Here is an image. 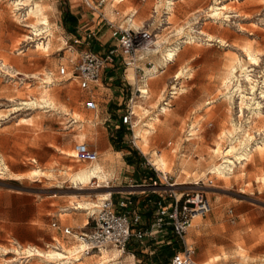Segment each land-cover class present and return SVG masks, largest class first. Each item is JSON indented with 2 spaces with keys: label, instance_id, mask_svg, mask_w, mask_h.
I'll return each instance as SVG.
<instances>
[{
  "label": "rangeland",
  "instance_id": "obj_1",
  "mask_svg": "<svg viewBox=\"0 0 264 264\" xmlns=\"http://www.w3.org/2000/svg\"><path fill=\"white\" fill-rule=\"evenodd\" d=\"M19 1L0 0V264H169L179 247L170 232L158 233L155 239L147 238L142 243L131 240L124 250L108 246L104 247L105 254H80L85 257L83 262L49 257L56 247L66 248V255L72 256L69 249L81 243L64 235L62 227L54 228L53 222L70 226L76 233L90 231L93 220L89 215L97 210L100 199L109 195L104 192H131L125 194L133 199L131 211L145 215L147 224L152 222L157 192L144 194L143 188L136 186L107 190L106 182H93L81 189L82 185L72 179L80 169L100 165L77 160L76 144L85 142L99 150L107 141L106 129L111 134L110 127L121 123L129 104L137 106L133 108L134 129L114 130L116 138L109 134L121 151L130 147L138 151L133 172L127 173L138 181H123L122 185L143 184L146 176V184L152 182L149 177L154 178L155 172L148 168L146 154L156 167L168 172L171 181L179 182L175 187L178 193L200 190L212 205L208 214L194 220L186 237L199 263L217 255L223 257L219 261L246 262L240 258L246 251L248 263L264 264V151L256 152L245 167H240L239 155H233L238 165L231 177L212 172L223 162L232 139L230 134L221 138L224 131L237 127V137L244 128L249 129L254 136L249 139L250 145L264 146V119L256 123L251 118L254 108L264 112V0H176L168 9L170 25L158 30L157 46L152 48L157 51H151L139 63L142 70L136 75L138 83L124 86L123 94L113 90V99L122 102L120 106L114 100L108 102L105 84L85 90L60 74L61 66L71 68L82 51L107 53L116 48L114 39L102 47L95 37L75 42L74 36L84 34V27L95 28L100 20H94L97 14L83 0H32L28 6L15 5ZM119 1L108 0L102 8L118 24H123L126 14L134 9L138 14L133 23L139 26L153 19L155 6L157 20L167 9V0ZM35 3L40 6L37 16L32 11ZM223 5L227 8L222 10V17L212 16L213 7ZM71 9L78 16L76 27L64 23ZM41 43L46 47L49 44V49ZM172 52L175 54L170 55ZM117 66L125 69L119 60ZM233 66L238 67L231 76L234 89L230 99L224 82ZM129 71L136 74L134 68ZM118 81L124 83L121 78ZM109 83L114 86L115 81ZM238 84L241 91H234ZM139 85L147 96L139 95ZM170 91H177L172 107L164 105ZM43 93H47L50 104H40ZM91 95L99 103L97 111L85 106ZM242 95L247 103L243 116ZM34 100L37 105L21 104ZM14 105L22 109L14 111ZM113 108L121 111L112 113ZM108 114L115 120L106 121ZM192 126L194 135L188 136ZM138 130L147 137V143L135 140ZM217 142L224 151L221 156L212 151ZM121 155L117 154V164L123 161ZM161 157L166 161L165 168L158 163ZM121 195L113 194L115 203ZM88 218L89 224L82 228ZM163 245L173 249L166 263L161 261Z\"/></svg>",
  "mask_w": 264,
  "mask_h": 264
},
{
  "label": "built area",
  "instance_id": "obj_2",
  "mask_svg": "<svg viewBox=\"0 0 264 264\" xmlns=\"http://www.w3.org/2000/svg\"><path fill=\"white\" fill-rule=\"evenodd\" d=\"M108 0H83L84 5L98 15L111 29V36L116 40V48L109 50L107 53L96 51H82L77 62L73 63L71 68L61 66L60 74L69 76V79L78 81L80 88L89 90L91 86L97 83L104 71L110 66L122 64L125 69L134 68L136 73L142 68L139 63L147 59L156 43L158 30L164 25H170L169 8H172L176 0H167L166 11L158 16V9L155 6L152 18L139 27H133V18L135 12L126 15L123 24H118L109 19L103 12L102 8ZM116 15H120L119 10H115ZM90 33L88 37L90 38ZM76 43H83L81 37L75 38ZM143 78V77H142ZM139 95L142 96L140 89H137ZM177 91H170L169 98L164 100V105H168L169 101L174 97ZM134 101V94L130 97V103ZM86 107L91 110H97L98 104L94 99L86 101ZM136 117L133 105H127V110L121 118L127 129H134ZM188 136L191 132L187 133ZM75 158L79 161L94 163L98 160L99 154L96 150L89 148L88 144L81 142L75 146ZM149 169L155 172V176L150 177L152 182L146 184L135 185L141 187L147 192H157L158 198L155 200V208L153 210V220L147 224L143 220L141 212L131 211L133 199L131 195L119 199L114 202L113 196L109 195L101 199L96 206L97 210L91 213L93 220V228L88 232L76 233L70 226H63L62 231L66 236H73L80 241L84 248L81 255H91L95 251H100L104 247L115 246L124 250L128 247L131 240L143 242L145 239H155L156 235L161 232H170L173 238L179 242L178 249L172 255L169 264H201L196 260V250L188 242L187 233L191 227L195 216H205L208 214L212 205L208 197L200 190L182 191L180 196L174 185L176 182L171 181L172 177H168L167 173L161 171L156 165L143 153ZM133 186V187H135ZM145 188V189H144ZM148 196V195H147ZM53 227L60 229L61 226L57 222H53ZM164 241V240H163ZM156 243V242H154ZM171 241L167 240V244ZM216 264H260L238 262L233 260L219 261Z\"/></svg>",
  "mask_w": 264,
  "mask_h": 264
},
{
  "label": "bare ground",
  "instance_id": "obj_3",
  "mask_svg": "<svg viewBox=\"0 0 264 264\" xmlns=\"http://www.w3.org/2000/svg\"><path fill=\"white\" fill-rule=\"evenodd\" d=\"M31 1L32 0H20L19 2H17V3H15V5H24V6H28L30 3H31ZM227 8V6L226 5H223V7H219V6H217L216 8L215 7H213V13H212V16H214V17H216V18H220V17H222L221 15L222 14H224L225 12H222V10L223 9H226ZM32 11H33V13L37 16L38 15V13L40 12V6H39V4L38 3H35V8L33 7L32 8ZM234 12H238V11H234ZM33 14V15H34ZM238 14V13H237ZM231 15H226V17L228 18V17H230ZM45 19V18H44ZM48 20V19H47ZM46 20V22H42V24H46L48 21ZM41 22V21H40ZM133 27H139V26H135L134 25V23H133ZM45 31V30H44ZM47 31V30H46ZM35 32H37V31H35ZM41 32V31H40ZM38 33V34H42L43 33V31L41 32V33ZM158 37V36H157ZM157 40L155 41V43H156V45L155 46H157ZM49 43V42H48ZM41 45H42V47L43 48H46V49H49V44H48V47H46V44H42L41 43ZM178 48V47H177ZM176 49V48H175ZM175 49H172V50H175ZM253 49V48H252ZM245 50H247L248 51V47H245ZM154 52H156L155 51V49L153 50ZM250 52V51H249ZM170 55H173V54H175V52H172V53H169ZM250 56H252V53H250L249 54ZM255 56V55H254ZM250 58V57H249ZM166 60H167V58H166ZM242 63V62H241ZM238 67V66H237ZM237 67L236 66H233L232 67V69H231V71H230V77H228L227 78V80L224 82V88L228 91V98H232V96L233 95H231L232 93H233V91H231V89H234V86L232 85V78H231V76H235V72H236V70H237ZM159 69L158 68H154V71L157 73H159V71H158ZM182 73H183V70H181L180 72H179V74L177 75V78H179L180 77V75H182ZM17 74H20L19 72L17 73ZM227 76H228V74H227ZM250 80V79H249ZM138 83V78L136 77V83L135 84H137ZM143 87V85H139V89H140V91H142L141 90V88ZM234 91H241V86L238 84V85H236V89L234 90ZM142 95H145L146 96V92L144 91V93H142ZM53 98V97H52ZM12 99V98H11ZM242 100H241V103H240V112H241V116H243L244 115V109H245V105L247 104L246 102H245V100H246V98H245V95H242V98H241ZM54 101V100H53ZM39 102H40V104H42V103H45V104H50V102H49V100H48V98H47V93H43L42 95H41V97H40V99H39ZM21 104H33V105H37V101L36 100H34V101H32V102H30V103H28V102H22ZM56 104V103H55ZM135 106H136V104H134L133 105V108H135ZM137 107V106H136ZM12 109L14 110V111H19L20 109H22V108H20V105H14L13 107H12ZM29 109V108H28ZM163 111H166V108L164 107L163 108ZM1 114V113H0ZM251 118H253L254 119V122H258V121H261V120H263L264 119V112H262V111H260V110H257L256 108H254L253 110H252V116H251ZM238 129L239 128H237V127H234L231 131H228V132H226V131H224V133H223V135L221 136V138L222 137H225V136H227L228 134H230V135H232V139H231V141H230V144H229V146H228V149L226 150V152H225V156H224V160H223V162H221L220 164H219V166H216L214 169V171H212L214 174H217V176L219 175V176H222V177H231L232 176V174H234V168L238 165L237 164V160H236V158H233V155H239V158L242 160V162H240L239 164L241 165L240 167H245V165L249 162V161H251V160H253V158H254V155H255V153L257 152H260L261 154H263V151H264V146L263 145H260V144H257V145H255V146H251L250 145V143H249V139H251V138H253L254 136L249 132V129H243V134H241L240 136H237L236 137V135H235V132H237L238 131ZM192 130H194L193 129V127H191V129H190V132L192 133L191 135H194L193 134V132H192ZM148 132H150V130H148ZM84 135V134H83ZM85 136V135H84ZM134 138H135V140L137 141V140H142V141H145L146 143H147V141H149L148 139H147V137H144L143 135H142V132H141V130H138L137 131V133H136V135H134ZM135 141V142H136ZM221 143H222V141H221ZM137 144V143H136ZM240 149H243V151H241V152H239V150ZM212 151L217 155V156H221L223 153H224V151L222 152L221 151V148H220V142H217L216 143V145L214 146V148L212 149ZM75 154H76V152H75ZM244 161V162H243ZM157 162V161H156ZM94 163H96V162H94ZM158 163H159V165L160 166H162V168H165L166 167V161H165V159L163 158V157H161L160 159H159V161H158ZM154 164H155V162H154ZM156 165V164H155ZM157 168L158 169H160L158 166H157ZM161 171H163L162 169H160ZM104 169H103V167L102 166H100V165H96L94 168H91V169H87V168H84V169H80L79 171H77L76 173H75V175L73 176V181L76 183V184H80V185H82V187H81V189H83L84 187H87V186H89L91 183H93V182H103L104 181ZM164 172V171H163ZM165 173H168V172H165ZM261 179L264 181V176H262L261 177ZM179 184V182H177V183H175L174 185H178ZM196 184H198V183H196ZM106 185H108V183L106 184ZM108 190V189H107ZM179 194V196L181 195L180 193H178ZM110 195V194H109ZM109 195L108 196H106V197H109ZM106 197H104V198H106ZM104 198H102V199H104ZM101 200V199H100ZM98 205V204H97ZM96 205V206H97ZM87 206V205H86ZM77 208H82L81 206H79V207H77ZM200 217H202V216H200V215H197V216H195V218L193 219V221H192V224H191V227H192V225H193V222H194V220H196L197 218H200ZM190 227V228H191ZM83 248H84V245L82 244V243H80L79 245H73L72 247H71V249H69V253H71V254H73L72 256H67L66 255V253H65V250H63V249H66V248H64L63 247V249L62 250H60L59 248H55V249H53V250H50V252H49V257L51 258V259H54V260H58V259H63V258H68V259H74V260H78V261H82L83 262V260H84V258H82L81 256H80V254H81V251L83 250ZM241 248V247H240ZM31 251V250H30ZM107 250H106V248H102L99 252L100 253H104L105 254V252H106ZM32 252V251H31ZM245 253H246V251H245ZM242 253L241 252V254H240V258L241 259H243L244 261H246V262H248V253ZM38 254H40V253H38ZM92 254H94V253H92ZM91 254V255H92ZM91 255H89V256H91ZM89 256H87V257H89ZM97 256V255H96ZM223 257L222 256H220V255H217V256H215L214 258H213V260H211V261H205V262H202L201 264H215L216 262H218L219 260H221ZM67 263H68V261H67Z\"/></svg>",
  "mask_w": 264,
  "mask_h": 264
},
{
  "label": "crops",
  "instance_id": "obj_4",
  "mask_svg": "<svg viewBox=\"0 0 264 264\" xmlns=\"http://www.w3.org/2000/svg\"><path fill=\"white\" fill-rule=\"evenodd\" d=\"M122 1H124V0H120L119 3L122 2ZM67 12H69L71 15H75L74 11L72 9L70 11H67ZM131 12H135V16L138 14V10L137 9H134V10L130 11L128 14H130ZM75 16L77 17V24H78V16L77 15H75ZM97 18H99L98 15H96L94 20L96 21ZM68 23H66V25ZM76 25H73V26L76 27ZM134 25L135 26H139L136 22L134 23ZM94 26H95V28H93V29H92V27H84V34L77 35V36H74V37L75 38L76 37H81L82 40L84 41V40H87V38H89L88 35L91 33L92 34L91 37H95L97 40H99L101 42L99 44L101 47L109 45V44H112L113 38L111 36V29L108 27V25L101 18ZM90 29H91V31H89ZM158 36H159V34H158ZM156 50L157 49H155V51ZM117 65L118 64H116V67L112 66V67L107 68L104 71L101 79L97 83L93 84L91 86V89H89V90H93L94 87L100 86V84H102V85L105 84L106 86H104V89H105L104 92H105V95L108 97V102L110 100H114L113 99V90H116V89L120 90V92L123 94L124 86L133 87L134 84L136 83V75H137V73L135 74L134 72H130L129 69H122V67L117 66ZM119 78H121L122 82H124V83L119 84V81H118ZM151 78H154V77H151ZM73 80L77 81L75 79H73ZM109 81H115V83H118V84L116 85L115 83H113L114 86H111ZM144 86H148V85L146 84ZM147 95H148V93L146 92V96ZM173 98L169 101L168 105H166V106L172 107L171 101L173 100ZM88 99H94L97 102L98 108H99V103H98V101H97V99H96V97L94 95H91L90 97L87 98V100ZM117 99H120V98H117ZM113 102H114V104H117V106H120L122 104V102L117 103V101H115V100ZM85 106H86V104H85ZM97 110H95V111H97ZM111 111H112V113H119L121 111V109L113 108ZM105 120L106 121L107 120L114 121L115 118L112 119L111 118V114H108V117H106ZM108 126H110V125L108 124ZM120 127H121V123L117 124V125H114V127H110L111 128V134L109 132H107V129H106L107 141H105L102 144V146L100 147L99 150L94 149L99 154V158H98V160L96 162H97V164H100V166H102L103 169H104V172H103L104 173V181L103 182L108 183V185H104V187H106L108 190L116 189V188H122V187L123 188H125V187L126 188L133 187L135 185H133L132 183L128 184V185H122V182L123 181H126V182H128V181H130V182L138 181V180L134 179L131 175L127 174V173H132L133 172V170L131 168H133V166H135V164L130 165V164L127 163V161L125 159L126 156H131L133 154L132 150L134 148L130 147L129 149H126V152H123L121 150H117V149L114 148V144L112 143V141H111V139L109 137V134H110V136L114 135V130H119ZM193 129H194V127H193ZM118 132H120V131H118ZM120 153H122L121 158H122L123 161H122V163L117 164L116 163L117 154H120ZM123 155H124V157H123ZM138 179H141V178H138ZM146 179H148L147 176L145 177L144 180H146ZM110 183H112V185H110ZM104 193L105 194H110L112 196H113V194L121 193L122 195L120 196V198L125 197L126 196L125 194H131V192H128V191H118V190L108 191V192H104ZM156 198H158V196ZM154 208H155V205H154ZM153 210L151 211V213H153ZM143 216H145V215H143ZM152 217H153V215H152ZM89 218H91L90 215H89ZM89 218H88V221L83 226H81L82 228H85L86 225L89 224ZM61 227H63V226H61ZM157 243L158 242L153 243V245H155Z\"/></svg>",
  "mask_w": 264,
  "mask_h": 264
},
{
  "label": "trees",
  "instance_id": "obj_5",
  "mask_svg": "<svg viewBox=\"0 0 264 264\" xmlns=\"http://www.w3.org/2000/svg\"><path fill=\"white\" fill-rule=\"evenodd\" d=\"M68 22L71 23L72 25H76L77 24V17L75 15H71L69 12H66L65 17H64V23L66 24ZM123 128H125V125L123 123H121L120 129H123ZM112 137H115V135H112ZM119 141H121V139H119ZM112 143L114 144V146L117 147V150H122V147L115 140H112ZM132 153L133 154L131 156H126V158H125L127 163L130 164V165L136 164V156L138 154V151L136 149H133ZM151 177H153V176H151ZM160 248H162L161 249L162 253H160V255H164L163 258L161 259V261L166 263L168 261V257L173 252L172 246L171 245H163ZM163 251H166V252L164 253ZM158 260H159V257H158V255H156L155 256L156 263H157Z\"/></svg>",
  "mask_w": 264,
  "mask_h": 264
}]
</instances>
